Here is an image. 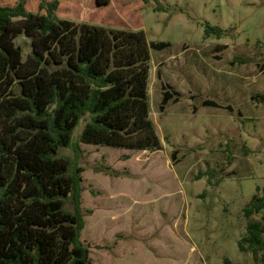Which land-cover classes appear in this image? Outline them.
Instances as JSON below:
<instances>
[{
    "label": "rangeland",
    "instance_id": "374dc122",
    "mask_svg": "<svg viewBox=\"0 0 264 264\" xmlns=\"http://www.w3.org/2000/svg\"><path fill=\"white\" fill-rule=\"evenodd\" d=\"M159 5L60 0L57 9L60 19L142 30L148 42L168 44L150 50L148 78L150 119L161 149L79 145L81 208L90 211L81 240L90 248V264H256L238 241L246 235L244 209L264 195V102L251 99L264 93V0ZM26 10L36 13L37 0H26ZM207 26L223 35L206 37ZM14 43L26 61L30 41L18 35ZM219 45L226 48L219 52ZM163 83L180 97L161 113ZM203 100L221 107H203ZM62 153L76 159L70 148ZM261 217L264 209L252 220Z\"/></svg>",
    "mask_w": 264,
    "mask_h": 264
},
{
    "label": "trees",
    "instance_id": "16d2710c",
    "mask_svg": "<svg viewBox=\"0 0 264 264\" xmlns=\"http://www.w3.org/2000/svg\"><path fill=\"white\" fill-rule=\"evenodd\" d=\"M142 1L162 9L159 0ZM58 5L37 0L36 13L26 10V0L0 5V264H90L81 240L90 211L81 208L79 145L133 152L162 147L150 119L148 78L150 50L168 44L148 42L142 30L60 19ZM211 34L220 38L223 31L207 26L206 37ZM18 35L30 41L26 61L14 43ZM259 69L264 74V65ZM161 89L162 113L180 94L168 84ZM258 98L264 102V93L251 99ZM201 105L221 107L212 100ZM68 148L76 159L62 153ZM263 209L264 195L254 196L238 241L256 264H264V217L252 216Z\"/></svg>",
    "mask_w": 264,
    "mask_h": 264
},
{
    "label": "crops",
    "instance_id": "0c3cea01",
    "mask_svg": "<svg viewBox=\"0 0 264 264\" xmlns=\"http://www.w3.org/2000/svg\"><path fill=\"white\" fill-rule=\"evenodd\" d=\"M95 3L98 5V3L96 2V0H95ZM108 4H109V3H108ZM108 4H107V5H108ZM59 5H60V0H59ZM59 5H58V8L60 9L61 6L59 7ZM58 8H57V9H58ZM57 12H58V11H56V14H57Z\"/></svg>",
    "mask_w": 264,
    "mask_h": 264
}]
</instances>
